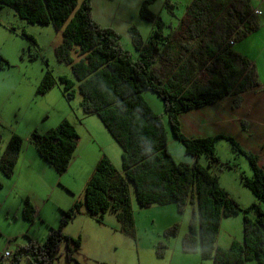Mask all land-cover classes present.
Masks as SVG:
<instances>
[{
  "label": "trees",
  "instance_id": "1",
  "mask_svg": "<svg viewBox=\"0 0 264 264\" xmlns=\"http://www.w3.org/2000/svg\"><path fill=\"white\" fill-rule=\"evenodd\" d=\"M169 1L166 7L171 10L174 6ZM153 2L145 0L140 9V16L155 24L150 38L144 40L136 27L129 28L138 53L133 59L123 50L114 30L95 22L91 0H0V9L10 7L28 23L51 25L61 33V41L55 47L57 61L70 65L78 81L75 87L72 80L61 77L63 92L68 100L80 97L85 116L99 117L120 146L122 161L119 172L103 155L85 186L84 203L61 211L59 226L49 228L42 242L30 240L16 250L14 260L12 255L0 264H18L19 253L31 264H54L63 242L70 262L80 240L66 236L64 229L84 206L88 216L98 221L107 213L114 214L122 233L134 236L131 185L143 208L175 204L178 212L184 213L188 204L196 206L197 214L194 211L188 233L182 238L184 253L199 252L202 259H210L213 264H264V212L259 204L264 203V169L259 166L258 157L244 151L232 136L188 137L180 120L182 113L228 97L234 98L233 108L237 109L242 105L243 94L258 86L256 66L233 48L259 29L257 14L251 0H191L178 24L165 34L163 19L149 8ZM55 83L46 71L36 93L46 94ZM147 91L162 100L171 132L185 153L195 159L193 164L173 159L162 116L144 98ZM219 139L229 141L236 152L245 155L252 168L251 178H240L259 203L245 210L221 186L219 177L199 163L202 156H206L209 166L220 163L215 154ZM29 140L40 157L63 175L70 168L80 137L74 124L64 119L47 132L34 129ZM23 145L21 136L11 135L0 156V174L4 177L10 178L14 173ZM250 209L257 211V217L243 216V241L234 240L227 249L218 247L222 219ZM21 214L34 224L37 212L29 198L24 200ZM177 232L175 225L165 234L176 236ZM156 245L157 257L164 258L167 244Z\"/></svg>",
  "mask_w": 264,
  "mask_h": 264
},
{
  "label": "rangeland",
  "instance_id": "2",
  "mask_svg": "<svg viewBox=\"0 0 264 264\" xmlns=\"http://www.w3.org/2000/svg\"><path fill=\"white\" fill-rule=\"evenodd\" d=\"M144 1L91 0L95 22L101 27L114 30L120 36L123 50L133 59L138 57V53L132 44L129 28L136 27L143 39L147 40L155 25L140 16ZM190 1L170 0L174 8L168 10L167 0H154L149 8L168 24L177 22L183 17ZM28 36L33 37L34 41ZM61 36V33L56 32L51 25L30 24L12 8L0 9V133L2 135L0 155L14 133L23 138L25 153L28 147L36 151L29 140L31 132L34 129L42 133L47 132L68 118L79 131L82 128L81 146L78 152L76 150L74 159L76 153L77 160L83 154L81 160L84 162L82 165L81 160L72 161L68 171L63 176H59L53 168L46 166L47 162L39 156L42 164L38 173L28 171L32 167H26L20 178L22 180L25 177L29 180L31 183L29 186L20 184L14 189L13 184L6 183L0 189V250L9 247L13 254L12 260L20 246L30 243V240L42 242L46 238L49 231L46 225L49 228L59 226L61 211L65 210L61 209L63 206L84 203L85 186L94 172L95 165L91 166L89 172L83 166L97 162L102 154L100 146L105 148L113 162L116 160L114 150L117 149L121 154L120 146L98 116H91L84 122L85 115L80 107V97L76 96L71 100L66 98L60 78L67 77L75 83V87L78 81L70 65L57 61L55 47L60 43ZM46 71L52 74L56 83L46 94L38 95L36 91ZM143 95L153 110L162 116L168 132V149L173 159L177 163L193 164L195 159L185 153L184 146L171 132L162 100L150 91L144 92ZM231 102L233 103V101L230 103L224 101L226 108ZM206 107L180 115L184 134L188 137H209L219 134L232 136L244 151L258 157V164L264 169V87L257 95L245 94L244 103L238 109L221 112L216 106L210 111L204 110ZM81 123H84L83 127ZM83 129L96 133V144L84 136ZM215 154L220 163L209 166L206 156H202L199 163L219 177L221 186L242 210L249 208L253 203H259L252 192L241 183V175L248 178L253 175L248 158L236 152L232 144L225 139L216 141ZM119 158L120 160L116 161V169L122 172L120 155ZM20 164L21 167L27 166L23 161ZM226 164L231 167H226ZM55 175L57 178H54ZM36 177L41 181L42 186L37 185ZM26 198H32L37 204L38 215L44 221L47 220L46 225L42 224L40 219L34 224L23 219L21 204ZM131 202L135 222L134 236L122 233L121 225L112 213H107L102 221L85 215L78 216L67 225L66 236L80 240V247L74 252L73 259L69 263L65 256L66 243L63 242L61 254L54 264H187L190 259L195 258V253L188 254L182 251L181 243L182 238L188 233L194 211L197 214L196 206L188 204L184 213H179L175 204L143 208L136 200L132 185ZM259 204L264 212V203ZM79 212L88 213L85 206L80 208ZM245 214L251 219L257 217V211L250 209L246 213L241 212L237 216L222 220L218 244L229 248L234 240L243 241ZM50 224H54V227ZM175 225H178L177 235L166 236L165 232ZM159 242L168 246L162 259L156 255V244ZM70 247L73 248V245ZM197 255L200 256V253L198 252ZM17 257L18 264H31L24 254L19 253ZM204 264L212 263L206 261Z\"/></svg>",
  "mask_w": 264,
  "mask_h": 264
},
{
  "label": "crops",
  "instance_id": "3",
  "mask_svg": "<svg viewBox=\"0 0 264 264\" xmlns=\"http://www.w3.org/2000/svg\"><path fill=\"white\" fill-rule=\"evenodd\" d=\"M191 2V1H190ZM190 4V3H189ZM188 6V5H187ZM186 6V7H187ZM251 6H252V8H253V10H254V12H259L258 14H257V17H258V20H259V23H260V27H259V29L257 30V31H255V32H253V33H250L246 38H244L242 41H240V42H238V43H236L234 46H233V48H234V50L237 52V53H239V54H241L242 56H245L247 59H249L255 66H256V69H257V72H258V77H259V83H258V86H256L254 89H252L251 91H249V92H247V93H245V94H249V93H253V94H255V95H257L260 91H262V88L264 87L263 85V83H264V0H251ZM174 8V7H173ZM180 19V18H179ZM179 19L177 20V22L175 23V22H173V23H168V24H166L165 23V21H164V23H165V25H166V29L164 30V32H165V34H167L168 33V31H169V29H170V27L171 28H173V27H175L177 24H178V21H179ZM155 27H152V29H151V32H150V34H149V38H150V36H151V34H152V31H153V29H154ZM148 38V39H149ZM147 39V40H148ZM263 76V77H262ZM202 79H203V77H202ZM245 94H243V96H242V98H243V102H242V105H243V103H244V95ZM233 97H228V98H225V99H223L222 101H219V102H217V103H215V104H211V105H208V107H206L204 110H207V111H210V110H213L214 108H215V106L216 107H218V108H220L221 109V112H224V111H229L230 109L231 110H233L234 108H233V103L231 102V104H229L228 106H227V108H226V105L224 104V101H228L229 103H230V101H233ZM241 105V106H242ZM240 106V107H241ZM239 107V108H240ZM238 109V108H237ZM91 116H89V117H86L85 116V119H84V117H83V120H84V122H86V120L88 119V118H90ZM67 120H68V118H66ZM63 121V120H62ZM70 121V120H69ZM71 122V121H70ZM72 123V122H71ZM73 124V123H72ZM83 125H84V123H81V126L83 127ZM75 127H76V129H77V132H78V134H79V137H80V140H79V143H78V148H77V152L79 151V149H80V146H81V140H82V128L80 129L81 131H79V129L77 128V126L76 125H74ZM83 132H84V136L88 139V140H90L92 143H95L96 144V138H95V136H96V133L95 132H91V131H89V130H87V129H83ZM87 140V141H88ZM101 147V149H102V154H101V156H99V159L97 160V162L100 160V158L103 156V155H106L111 161H112V163L114 164V166L115 167H117V164H116V161H119L120 160V158H119V155H120V157H121V154L119 153V151H117V149L116 150H114V153H115V157H116V160H114V162H113V160H112V158H111V156L106 152V150H104L105 148L103 147V146H100ZM23 148H25L24 146H23ZM30 150V151H29ZM30 154V155H29ZM82 156H81V158L83 157V154H81ZM1 156V155H0ZM40 155H38V153L34 150L33 151V149H32V147H28V149H27V151H26V153H25V151H24V149H22V152H21V154H20V157H19V160H18V163H17V166H16V168H15V171H14V173L12 174V176L10 177V178H6V177H4L2 174H0L1 175V179H0V183H2V185L3 186H5L6 185V183L7 184H13V188L14 189H16V188H18L19 187V185L20 184H23V186H25V187H27V186H29L31 183L29 182V180H27L25 177L21 180L20 178H22V176H23V173H24V171L26 170V167L27 168H29V167H32V169H29L28 171H36L37 173H38V171H39V169L41 168V164H42V159L39 157ZM81 158H78V160H81ZM77 160V153H76V157H75V159L73 160V162H77L78 161ZM22 161H23V164L24 165H27V166H22L21 167V164H20V162L22 163ZM82 161V160H81ZM44 162V161H43ZM97 162H95V164H86V162H85V164H86V166H83V167H86L87 168V171L89 172V170H91L92 168H91V166H93V165H95L96 166V164H97ZM45 163V162H44ZM46 164V166H49L47 163H45ZM72 164V163H71ZM84 164V162L82 161V165ZM74 165H75V163H74ZM39 167V168H37V167ZM71 166V165H70ZM94 166V167H95ZM20 167H21V169H20ZM50 167V166H49ZM82 167V166H81ZM81 167H80V169H81ZM47 168V167H46ZM19 170H21V171H19ZM48 170H50V169H48ZM50 172H52V171H50ZM54 174V173H53ZM57 174V173H56ZM65 174V173H64ZM63 174V175H64ZM59 175V174H58ZM63 175H59V176H63ZM52 178H53V176H52ZM54 178H57L56 177V175H55V177ZM58 180H60V179H58ZM35 181H37V185H39V186H42V183H41V181L40 180H38L37 179V177H36V179H35ZM34 184H35V182H34ZM3 188V187H2ZM1 188V189H2ZM19 190V189H18ZM18 194H19V192H18ZM25 195H27V194H25ZM21 196H22V193H21ZM20 196V197H21ZM23 197V196H22ZM30 200H31V202L33 203V205L35 206V209H36V212H37V204L35 203V202H33V200H32V198H30ZM24 202V201H23ZM23 204V203H22ZM22 204H21V207H22ZM70 207H72V206H70V204H68V206H63L61 209H68V208H70ZM82 209V208H81ZM87 216V217H89L90 218V216H88L87 215V213L85 214H81V213H79L75 218H74V220H76V218L79 216ZM59 217V216H58ZM38 219H40L41 220V223L42 224H45L46 225V223H45V221H47V220H43L41 217H40V215H38V212H37V217H36V220H35V222L38 220ZM223 219H225V218H223ZM222 219V220H223ZM34 222V223H35ZM221 223H222V221H221ZM50 226H53L54 227V224H50ZM46 227L49 229V226L48 225H46ZM221 227V226H220ZM68 226H66V228L64 229V233H65V235H68ZM70 237V236H69ZM72 237V236H71ZM37 242V241H36ZM241 242V241H240ZM217 246L218 247H221V248H225V249H227L225 246H223L222 244H218L217 243ZM7 249H9V251H11L12 252V250L9 248V247H6ZM6 248H4V249H6ZM3 249H1L0 251H2ZM196 254V256H195V258L193 259V260H191L190 259V261H188V263L187 264H204L206 261L207 262H211L212 264H213V261L212 260H210V259H207V260H204V259H202V257H201V255L200 256H198L197 254L198 253H195ZM13 255V254H12ZM162 259V258H161ZM70 263V262H69ZM184 264H186V263H184ZM247 264H257V262H255V261H250V262H248Z\"/></svg>",
  "mask_w": 264,
  "mask_h": 264
},
{
  "label": "built area",
  "instance_id": "4",
  "mask_svg": "<svg viewBox=\"0 0 264 264\" xmlns=\"http://www.w3.org/2000/svg\"><path fill=\"white\" fill-rule=\"evenodd\" d=\"M256 13L258 14L259 12ZM231 44H233V42H231ZM11 256H12V252L9 251V249L7 248L3 249L2 251H0V263L9 260Z\"/></svg>",
  "mask_w": 264,
  "mask_h": 264
}]
</instances>
